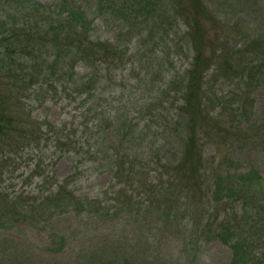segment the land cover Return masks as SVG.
Segmentation results:
<instances>
[{
    "label": "trees",
    "instance_id": "1",
    "mask_svg": "<svg viewBox=\"0 0 264 264\" xmlns=\"http://www.w3.org/2000/svg\"><path fill=\"white\" fill-rule=\"evenodd\" d=\"M78 1L0 0V168L12 157L34 154L35 168H49L38 174L39 184L50 180L30 195L0 187V229L42 223L49 227L52 251H61L71 230L54 225L63 216L138 221L154 214L157 221L181 225L189 237L219 239L231 250L229 264H264L263 176L254 168L224 172L210 158L220 133L217 142L227 144L250 138L242 120L227 113L243 100L209 89L213 81L238 79L251 99L264 86V32L234 49L222 32L208 36L206 23L217 28L220 20L206 0H169L168 6L158 0H93L115 17L116 9L127 12L128 36L142 35H131V21L141 24L145 16L156 26L159 16L152 12L163 8L170 16L161 18L183 25L177 46L185 43L189 67L174 90L178 120L168 137L148 136L149 126L139 120L142 104L122 109L127 102L113 106L110 98L118 89L122 99L127 83L128 97L136 94L126 74L134 73L139 49L132 52L122 31L113 40L92 37L93 18ZM35 103L59 104L62 116L41 119ZM61 158L71 163V172L55 179L53 166ZM89 171L108 174L107 185L94 195L78 194L75 185ZM74 264L139 263L79 248Z\"/></svg>",
    "mask_w": 264,
    "mask_h": 264
},
{
    "label": "rangeland",
    "instance_id": "2",
    "mask_svg": "<svg viewBox=\"0 0 264 264\" xmlns=\"http://www.w3.org/2000/svg\"><path fill=\"white\" fill-rule=\"evenodd\" d=\"M40 1L53 4L58 0ZM149 1L153 4L152 0L145 2ZM158 1L165 6L170 4L169 0ZM206 1L220 20L217 28L211 22L206 23V27L210 29V38L222 32V39L235 49L253 34L264 32V0ZM78 4L93 18L92 37L113 40L122 31L125 36L121 40L128 42L132 52L139 49L135 56L138 61L134 73L126 74L127 78L131 77L130 84L136 85V94L128 97L127 83L122 99L119 90L112 89L111 104L123 106L127 102L122 109L127 105L142 104L143 111L139 120L141 125L149 126L148 136L171 135L174 122L178 120L175 101L177 94L174 90L179 87V80L189 67V53L184 47L185 43L177 46L181 42L183 25L169 24L161 18V14L170 16L163 8L160 13L152 12L153 16H159L156 26L152 21L146 23L145 16L141 24L131 21L134 24L131 35L139 30H142V35L128 36L130 23L124 9H116L115 17L107 7L95 8L93 0H79ZM152 19L151 17L150 20ZM213 82L215 83L209 84V89L214 90L217 95L227 94L229 97L232 92L241 96L243 104H233L227 113L242 120L241 127L250 138L244 143L227 144L226 141L217 142L222 134L220 133L211 145L210 158L218 165L222 163L220 168L224 172L245 173L254 168L264 178V86L255 88L250 99L238 79L230 83L223 80ZM33 107L34 115L41 119L46 117L55 121L62 116L59 104L35 103ZM37 163L38 158L34 154L12 157L0 168V187L10 195H30L41 185V171L46 174L49 170L45 164L35 168ZM53 169L54 178L61 179L71 172V163L61 158L56 161ZM44 179L41 189L50 185V180ZM107 182L108 174L89 171L80 176L75 189L78 194L94 195L102 191ZM54 225L62 230L71 229L61 251H52L48 237L49 227L42 223L31 225L29 222H15L10 229H0V264H74L79 248H93L110 257L132 256L139 264H229L231 260L230 248L219 239L204 241L193 234L189 237L190 234L183 231L181 225L157 221L154 214L143 216L138 221L129 218L83 221L73 216H63L60 220H55Z\"/></svg>",
    "mask_w": 264,
    "mask_h": 264
}]
</instances>
